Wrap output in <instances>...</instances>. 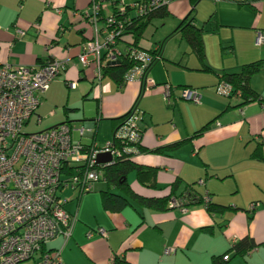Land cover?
<instances>
[{"label":"crops","instance_id":"crops-1","mask_svg":"<svg viewBox=\"0 0 264 264\" xmlns=\"http://www.w3.org/2000/svg\"><path fill=\"white\" fill-rule=\"evenodd\" d=\"M91 2L0 0L1 64L34 66L54 59L65 63L36 113L39 125L46 121L42 130L67 123L75 140L101 144L98 117L108 116L112 125L113 119L125 116L135 104L143 111L138 122L143 140L142 152L134 161L153 168L156 177L155 187L150 188L140 184L132 172L127 176L131 188L146 197H165L175 183L176 194L192 186L198 195L208 194L214 204L228 210L212 214L198 204L186 211H159L142 207L129 197L130 205L125 208L106 210L101 192L108 186L101 181L106 189L94 198L89 199L88 194L99 183L82 196L74 191L64 193L66 209L75 217L72 234L57 237L46 249L60 251L61 264H115L116 260L125 264H211L213 258L226 254L231 256L226 264H264V70L250 80L261 102L242 106L239 98H225L215 91L223 74L237 73L243 65L264 59V41L256 45L259 32L264 38V0H197L194 5L191 0H171L167 5L170 16L154 19L139 43V48L160 55L150 70L156 86L144 92L142 84L134 81L118 85L121 90L117 93L110 80L102 74L99 78L97 63L84 67L79 60L84 44L96 34L86 16ZM112 12L108 3L102 14ZM188 17L204 29L206 65L211 72L202 71L196 55L176 31ZM206 22L211 34L202 25ZM97 26L102 28L103 21ZM159 29L163 41L155 38ZM228 29L231 34L224 35ZM132 40L131 35L125 36L120 50ZM172 41L179 44L170 55ZM72 82L76 83L74 89L69 87ZM165 84L173 87L169 104L164 100ZM182 88L198 89L201 103L183 100ZM112 94L116 101L105 111ZM95 103L98 116L91 113ZM208 123L206 131L195 135ZM82 128L94 130L81 135ZM109 190L121 194L114 187ZM252 203L258 205L250 218ZM99 228L107 236H101ZM246 236L257 247L244 257H234L232 246ZM167 248H174L175 253L165 254Z\"/></svg>","mask_w":264,"mask_h":264},{"label":"built area","instance_id":"built-area-1","mask_svg":"<svg viewBox=\"0 0 264 264\" xmlns=\"http://www.w3.org/2000/svg\"><path fill=\"white\" fill-rule=\"evenodd\" d=\"M117 1V15L113 12L103 16L108 0H92L86 16L96 34L84 44L79 60L84 67L97 63L100 78L102 64L128 56L135 65L124 75L123 84L138 81L146 92L156 86L150 70L160 60V55L137 47L122 51L118 42L125 37L126 25L133 18L147 16L157 8L167 6L171 0ZM99 21H103L102 28L97 26ZM263 41L259 32L256 45L261 46ZM64 69L65 63L55 59L34 66L0 63V264L30 261L61 264L60 251L49 252L46 246L59 236L70 238L72 234L75 217L66 209L68 199L64 193L74 191L82 196L91 192L97 183L104 181L106 167L141 153L143 132L138 122L142 113L137 107L117 127L112 141L102 146L97 143L85 145L75 140L74 130L67 123L36 133L24 132V127L36 115L43 95ZM69 87L74 89L76 83H70ZM163 87L164 100L169 104L173 87L169 84ZM215 91L225 98H241L233 86L224 81L216 85ZM181 98L194 104L201 103V94L195 88H183ZM40 122L37 119V125ZM93 130L82 128L79 132L83 135ZM101 155H110L111 160L100 163ZM203 198L204 204L210 202L207 195ZM169 206L187 210L183 202L175 198ZM97 231L101 236H107L103 228ZM173 253L174 248L165 250L167 255Z\"/></svg>","mask_w":264,"mask_h":264},{"label":"trees","instance_id":"trees-1","mask_svg":"<svg viewBox=\"0 0 264 264\" xmlns=\"http://www.w3.org/2000/svg\"><path fill=\"white\" fill-rule=\"evenodd\" d=\"M197 0H191L194 5ZM113 8L114 14L117 15L118 1H110ZM112 12V13H113ZM127 13H130V10L127 9ZM170 16V12L167 9V6H162L157 8L156 10L149 13L144 17H135L132 19L130 24L126 25L124 36L131 35L133 40L128 44L129 48L137 47L139 48V43L143 37L144 32L147 27L151 24L154 19H165ZM120 18V15H118ZM211 21V19L209 20ZM189 17L186 18L176 30L182 36V38L189 45L192 52L196 55L198 61L203 66V70L205 72H211L212 69L206 65V49L204 43V29L196 27ZM118 44L122 42L123 39H119ZM135 65V62L131 60L128 56H123L120 59V63L118 65H101V74L102 77L109 76L117 83L119 86L123 84L124 75ZM264 70V59L254 61L248 64H245L241 67L240 71L237 73H225L223 74L220 81L227 82L233 86L236 94H240L242 101V106L245 104H249L252 102H261L260 96L252 90L250 87L251 78ZM127 113L125 116L116 118L112 120V129L113 133L117 129V127L122 124L125 119L128 117ZM210 127V123L206 124L202 127L195 135L202 134ZM141 130V129H140ZM142 131V130H141ZM187 141L182 143H176L169 147V149H176L181 145L185 144ZM141 152H142V147ZM254 156H259V154H255ZM135 172L137 175L138 182L143 186L154 188L155 187V177L156 171L153 168L146 167L140 165L134 161L133 158H127L123 160L116 161L113 165L106 167L104 170V181H106L108 190L101 192V201L104 209L118 211L126 206L130 205L128 198L132 199L136 203L140 204L142 207L153 209V210H165L170 209L169 203L175 198L181 200L183 202V206L187 209L190 206L203 204L206 209L210 213H223L228 208L218 206L212 202L211 196L207 194L210 198V202L204 204V196L198 195L192 186L186 187L182 192L176 194L175 189L178 187V184L175 183L173 185L172 192L169 196L165 197H146L140 194H137L131 186L127 182V176ZM111 187L116 188L121 194L112 193L109 189ZM258 203H252L249 209L250 218H252L255 210V205ZM204 231L210 232L209 229H204ZM257 247L256 242L246 236L243 239L236 242L230 253H234V257H244L247 253L252 251ZM49 252H51L49 250ZM231 260V256L228 254L220 257H215L212 260L211 264H226L227 261ZM115 264H125L123 261L116 260Z\"/></svg>","mask_w":264,"mask_h":264},{"label":"rangeland","instance_id":"rangeland-1","mask_svg":"<svg viewBox=\"0 0 264 264\" xmlns=\"http://www.w3.org/2000/svg\"><path fill=\"white\" fill-rule=\"evenodd\" d=\"M202 25L205 27V30H206V33L207 34H211L210 32V24L208 22L205 23V25L202 23ZM224 35H228V34H231V29H228L227 31H224L223 33ZM164 34L162 33V31L159 29V31H157V34L155 36V38L159 39V40H162L165 38H163ZM224 38V36H223ZM168 40V39H167ZM166 40V41H167ZM183 44H186L185 40L182 41ZM178 41L175 42V41H172L169 45V54L171 55L172 52L174 53L176 51V45H178ZM227 44H223V46H226ZM182 49V48H181ZM173 50V51H172ZM228 50V49H227ZM108 79L112 82V86H113V89L115 90V93H117L118 91H120L121 89L119 88L118 84L114 82V80L112 78H110L109 76L105 77V79ZM132 83V82H131ZM152 89V88H151ZM183 89V88H182ZM182 89H179L180 90V93L182 92ZM116 95H110L108 98H107V103L105 104V111H108V108L114 103V101H116ZM106 101V100H105ZM137 101V100H136ZM108 104L110 106H108ZM107 105V106H106ZM134 107H137L135 106V104L132 105V107L130 108V110L127 112L129 113ZM138 108V107H137ZM139 109V108H138ZM141 111V110H140ZM91 113H93L94 115H97L98 116V113H97V109H96V103L95 105L93 106V110L91 111ZM142 113V116H143V111H141ZM92 114V115H93ZM100 114V113H99ZM90 115V114H89ZM100 119V122H99V128H98V141L101 143V144H98L100 146L102 145H105L106 143L108 142H111L112 139H113V132H112V125H111V118H109L108 116H104V115H100L98 117ZM37 119H38V115H34L32 118H31V121L29 122V124L24 127V132L25 133H36V132H39L41 131L42 129L45 128L46 126V121H44L41 125H37ZM106 189V184L104 183H99L95 186V189L92 193L88 194V198H94L95 195L99 196V193L101 190H105ZM72 207V205H71Z\"/></svg>","mask_w":264,"mask_h":264},{"label":"water","instance_id":"water-1","mask_svg":"<svg viewBox=\"0 0 264 264\" xmlns=\"http://www.w3.org/2000/svg\"><path fill=\"white\" fill-rule=\"evenodd\" d=\"M120 63V60H116V61H113V62H108L107 64L108 65H118ZM111 160V157L110 155H101L99 156V159L98 161L100 163H104V162H107V161H110Z\"/></svg>","mask_w":264,"mask_h":264}]
</instances>
